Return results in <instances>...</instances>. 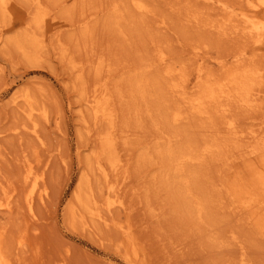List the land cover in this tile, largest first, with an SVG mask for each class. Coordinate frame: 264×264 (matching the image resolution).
Returning a JSON list of instances; mask_svg holds the SVG:
<instances>
[{"label": "rangeland", "instance_id": "374dc122", "mask_svg": "<svg viewBox=\"0 0 264 264\" xmlns=\"http://www.w3.org/2000/svg\"><path fill=\"white\" fill-rule=\"evenodd\" d=\"M130 1H6L0 14L6 41L0 47V202L15 191L12 210L0 212L1 256L12 264H264V229L249 222L246 210H228L225 192L251 137L264 136V39L253 45L234 30L241 14L264 19V9L250 13L240 0H141L149 12L140 18ZM34 18L41 19L38 25ZM239 65L256 71L257 78L252 106L230 108L234 133L219 111L191 116L188 104L204 80L223 81ZM166 70L173 75L166 77ZM171 82L176 89H169ZM95 89L111 97L120 169L108 170L107 185L125 208L108 214L109 227L92 220L75 200L78 192L88 197L94 134L108 130L104 122L93 127L85 107ZM23 95H29L30 107ZM176 109L186 118L181 124L171 122ZM33 124L38 140L30 132ZM212 135L221 143L232 138L235 145H223L210 158L200 155L203 162L182 173L194 177L193 191L207 204L204 224L181 194L184 186L168 153L184 152L189 143L203 153ZM29 167L33 176H43L48 192L33 216L22 201L27 190L21 189ZM105 187L102 182L106 192ZM95 189L103 205L106 195Z\"/></svg>", "mask_w": 264, "mask_h": 264}, {"label": "bare ground", "instance_id": "6f19581e", "mask_svg": "<svg viewBox=\"0 0 264 264\" xmlns=\"http://www.w3.org/2000/svg\"><path fill=\"white\" fill-rule=\"evenodd\" d=\"M6 1L7 0H0V14L1 15L4 14L3 10L5 7V4L7 3ZM35 1L37 2V4L39 3V0H35ZM130 2H131L130 5H131L132 10L136 12L140 18L141 17L144 18L145 15L149 12L147 10V6L141 0H131ZM241 2L244 5H246L248 9H250V13H252L251 11H253L254 13L255 11L264 9V0H240V3ZM8 5L9 6L13 5L12 0H8ZM10 8H12V6ZM16 18L18 19V21H20L21 27H24L26 29L27 28L26 19L22 15H18L16 16ZM40 20L41 19L39 18H34L32 21L33 25L34 26L38 25ZM239 21L241 23L240 26L234 27V30L236 31L237 34L239 33V35H241V38L247 37L253 45H258L260 42L263 41L264 39V19L258 18L255 15L241 14ZM213 29H215V27ZM5 45H6V41L4 42L3 33H2V30H0V47L4 48ZM159 62L160 64H162L165 62V59L161 57ZM256 73H257L256 71L254 72L247 65H239L235 67L233 71L231 72L229 71V73L227 74L225 73L223 81L209 82L211 80H218V78L210 79L208 82H206L207 79L204 80L205 82L202 80L201 84L202 82L204 83L202 85L200 84L201 85L200 88L198 87L199 89L197 88V92L195 93L196 95L195 98L192 100L191 104H188V107H190L193 110L191 116H195V117L198 116L199 118H204L203 116L210 115L212 110L216 112L219 111L222 113L224 118L229 117V119L227 120L229 122L227 124L228 125L227 129L228 130L231 129L230 131L234 133L233 131L234 126L232 125L233 121L231 122L230 114H229L230 108L234 104L239 105L241 107H246V106L251 107L252 106V104L255 101L252 96V92H253V87L255 84L254 79L257 78ZM165 74L167 75L166 77H171L173 75V71L166 70ZM175 82H171L172 84H169L168 87H170L169 88L170 90L173 88L176 89L177 84ZM184 91L185 90L183 89V92ZM92 92L93 93L91 95L89 94V96L87 95V97H85L84 101H85V107L90 112L89 115H91L92 113V119L94 121L93 127L97 126L98 124H102V122H104V125L106 124L108 130L105 132L94 134V142L96 143L97 148L91 154V157L89 156L90 157L89 164L87 162V164L90 165L89 168L92 169V176H90L89 174H86L87 180L89 181L87 184L88 192H86L88 193V197L84 198V196L86 197V195L83 196V192L81 191L82 192L81 195L79 194V192L76 193L75 200L77 201L78 205L82 206L83 209H86L88 216L92 220L97 221V223H99L100 225L104 227H109L111 226V223L109 224V218H107L108 214H111L113 210L120 211L122 210V208H124L121 202L122 200H120V198L116 195V192H114L111 189V186L107 185L109 183V177H108L109 171L108 170L110 169L111 171L110 173H112L120 169V165H119L120 162L115 154L117 150L116 149L117 147L115 148V144L117 143H114L116 142L114 141V138H115L114 136H115V131H116V127L114 123V114H113L114 109L111 108L112 106L110 107V104L112 103V101H111V97L107 94L108 92H106L105 90L98 91L96 89L93 90ZM23 97H24L22 100L23 104L26 103L27 106L30 107L31 101H30L29 95H23ZM29 110L31 109L29 108ZM29 110L26 116L28 118V121H31V117L33 116ZM87 110L86 112H88ZM184 119L186 118L182 115V113L178 111V109H176L173 111L172 118H171L172 121L171 120L170 121L173 122L174 124L176 123L181 124V122L184 121ZM218 125L220 124L218 123ZM30 132L34 136V139L38 140L40 138L37 134L36 125L33 124L31 126ZM239 133L235 132V135ZM253 133L254 132H252V134ZM210 138L212 139L210 141L207 140V143L204 145V147H203V144H200L203 147L202 148L203 153L198 152L199 145L198 147L197 145L194 146L193 144L189 145L190 144L189 140H188V143H189L188 147L186 145V149L184 152L180 153V151H177L179 153H176L174 150L170 149L168 153V155L171 157V161H172L171 163H173L172 165L173 172L175 173V175H177L176 176L177 181L180 182L184 186L182 190L183 193L181 194H183V196L185 197L186 203H188V205H190V207L192 208L193 217L197 220L198 223L200 222L204 224H205V219L208 220L207 212L209 209L207 207V204L202 199L200 194L197 193L196 190L195 192L193 191L194 184L191 179H193L194 177L193 178L191 177L189 179L184 178L183 172H185L184 170L186 166H188L189 164L203 162V160H200V159H204V156H200V155L210 154V156L208 157L210 158V157H213L212 153L216 151H220V150L224 151L225 145L228 146V149H231L232 146L235 145V144H232L230 146V141L232 138L223 139L222 143L219 137L217 138L215 135H212ZM251 138H253L252 140H254V142L250 146L249 145L246 146V148L244 149V154L241 156V158L238 161L234 163L232 175L229 178V181L227 182V185L225 187L226 188L225 192L227 196L230 197V204L228 205L227 209L228 210L230 209L232 212L239 210V213L243 211V209L246 210V212H248L249 214L248 216L249 222H253L254 220H256L258 223V228L264 229V136L260 139H258V136H252ZM174 160L176 161V163ZM171 163H168V164H171ZM171 175L174 176V174H171ZM79 178L81 180V177ZM93 178H94V181H93ZM101 181L103 182V184H106V187H105V189L107 188L106 192L101 188V184H102ZM43 183H44V180H43L42 175L41 176L38 175V177L33 176V170L31 167H29L26 170L25 176L23 177V181H22L23 187H21V189L23 188V193H25L24 189L27 190L25 194L26 196L24 197V200L22 201L24 202L26 206L28 215H32L33 210L35 211V208H34L35 204L41 203L42 205L47 200L48 192H47V189L44 188ZM84 184L85 182H83V185ZM96 187H97L99 194H101L102 196L106 195V198L108 199V200L106 199V203H104L103 205H100V203L101 201H105V200H101V201L96 200V197H98L97 193L95 192L96 189L93 191V188H96ZM14 189L6 197L7 198L6 202L4 203L0 202V212L9 214L10 209H11L13 192L15 191ZM76 192H77V189H76ZM190 207L189 209H191ZM101 210H103L106 213V215L105 213L104 215H102ZM28 217L30 218L31 216H28ZM123 229H126V228L123 227ZM22 244L20 242V245ZM130 253L131 255H135L136 249L135 248L132 249ZM1 255L2 254L0 253V264H12L10 263V261H8V259L4 258V256H1ZM125 256L127 257L130 255L127 252H125ZM142 262H143V259H142ZM241 264H245V263L243 262Z\"/></svg>", "mask_w": 264, "mask_h": 264}]
</instances>
